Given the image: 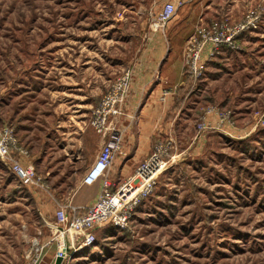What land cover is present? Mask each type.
<instances>
[{
	"label": "rangeland",
	"instance_id": "obj_1",
	"mask_svg": "<svg viewBox=\"0 0 264 264\" xmlns=\"http://www.w3.org/2000/svg\"><path fill=\"white\" fill-rule=\"evenodd\" d=\"M151 4L152 0H0V127L9 125L16 132L24 123V109L33 115L35 108L73 107L83 99L95 103L96 95H75L98 91L100 79L116 80L128 70H122L129 64H121V59L133 60L132 47L141 42L130 40L127 32L138 26L140 16L150 19L156 7ZM259 5L264 11V0H205L201 11L208 9L214 16L205 20L210 22L220 20L215 16L225 9L239 19ZM249 36L244 59L251 57L249 65H257L263 58V69L264 21ZM112 66L119 67L118 75ZM251 75L264 79L256 70ZM225 79L221 88L230 84ZM256 106L252 109L259 112L264 108L262 101ZM194 125L193 120L181 133L176 154L189 146ZM203 137L199 143L193 141L187 154L169 157L155 191L128 226L105 224L93 245L70 253L61 264H264V126L246 139L215 133ZM35 208L34 198L19 187L0 159V222L11 223L6 222L0 233L9 236L11 226L24 223L27 242L37 231L48 237L49 228L42 226ZM16 259L12 256L6 264L25 261Z\"/></svg>",
	"mask_w": 264,
	"mask_h": 264
},
{
	"label": "crops",
	"instance_id": "obj_2",
	"mask_svg": "<svg viewBox=\"0 0 264 264\" xmlns=\"http://www.w3.org/2000/svg\"><path fill=\"white\" fill-rule=\"evenodd\" d=\"M166 1L152 0L151 5L161 7ZM183 1L165 31L152 30L150 19L140 16L138 26L130 27L127 32L130 40L136 37L141 44L126 49L128 51L132 47L136 52L133 60L126 62L121 59L120 62L123 65L129 64L122 65V70L125 67L131 69L133 79L124 114L114 122V133L120 136L121 141L113 165L108 170L101 169L97 157L109 137L98 134L91 120L94 106L99 104L114 79L108 82L100 79L97 87L102 89L95 92L89 89L75 95L77 99L96 95L95 103L83 99L73 107L57 106L50 110L35 108L33 111L37 113L33 115L28 113V109L22 111L27 114L23 116L24 123L17 125L16 134L28 154L20 156V159L46 175L48 182V189L35 186L25 188L34 198L38 218L45 228L54 222L59 205L66 206L69 213L84 212L97 200L105 174H109L113 182L119 183L136 171L139 163L149 157L159 141L172 140L174 148L171 155L176 158L190 152L193 144L199 143L205 134L246 139L258 130L264 108L260 112L252 108L260 105L261 101L264 107V79L259 81L251 72L256 70L257 74H261L260 78H264V68L261 65L263 58L259 59L257 65H249V56V59H244L247 55L242 52L245 44L250 42V34L242 38L244 44L241 51H223L208 63L204 77L196 79L185 67L186 45L196 27L214 16L209 15L208 9L201 11L205 0ZM217 15L215 17L221 19L238 20L232 16L231 10L225 9L220 16ZM86 63L89 65L90 60ZM225 69L238 70L224 73ZM111 70L115 75L119 74V67L112 66ZM242 77L244 83L240 81ZM224 78L230 84L221 88ZM168 89L171 92L162 99ZM210 108L214 109L209 111ZM225 111L231 112L229 118L220 116L219 112ZM203 116H206L207 124L212 128L200 131L198 127ZM193 120L194 133L189 146L186 145L176 154L180 135L189 129ZM25 122L33 124L29 127ZM6 222L11 224L2 221L0 228ZM9 231V236H6V231L0 233V264H6V260L12 259V256H18L16 260L25 259L29 243L26 240V226L24 223L16 224ZM55 251L52 248L48 251L45 264L52 263Z\"/></svg>",
	"mask_w": 264,
	"mask_h": 264
},
{
	"label": "built area",
	"instance_id": "obj_3",
	"mask_svg": "<svg viewBox=\"0 0 264 264\" xmlns=\"http://www.w3.org/2000/svg\"><path fill=\"white\" fill-rule=\"evenodd\" d=\"M184 1L168 0L161 7H155L150 15V28L165 31ZM264 21L263 7H250L238 20L220 19L201 22L189 38L185 52V67L188 73L198 79L204 76L208 63L225 50L241 51L242 38L256 32ZM132 70L128 69L118 77L104 94L93 110L91 124L94 130L109 139L102 146L97 163L102 170H108L114 162L120 147V136L114 133L115 119L124 114L132 84ZM171 92L168 89L164 97ZM214 108H210L209 111ZM223 118H229L231 112H219ZM264 126V116L259 121ZM199 130L212 128L202 117ZM174 148L172 140L158 142L149 157L144 159L136 171L119 183H115L109 174L102 179V186L97 200L84 212L73 211L59 205L55 213V222L48 225L50 235L42 237L41 231L33 236L25 252L23 264H43L48 251L56 244L57 256L63 260L69 254L89 247L97 240V230L105 224L124 228L128 226L136 210L155 191L159 177L167 170L169 157ZM28 151L19 143L13 127H0V159L9 167L19 182V187L35 186L48 189L43 175L30 164H24L20 156Z\"/></svg>",
	"mask_w": 264,
	"mask_h": 264
},
{
	"label": "water",
	"instance_id": "obj_4",
	"mask_svg": "<svg viewBox=\"0 0 264 264\" xmlns=\"http://www.w3.org/2000/svg\"><path fill=\"white\" fill-rule=\"evenodd\" d=\"M63 261V258L61 256H57L55 264H61Z\"/></svg>",
	"mask_w": 264,
	"mask_h": 264
}]
</instances>
